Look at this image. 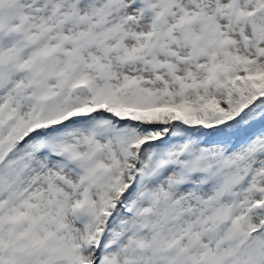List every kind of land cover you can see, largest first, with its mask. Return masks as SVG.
<instances>
[{
	"label": "snow or ice",
	"instance_id": "1",
	"mask_svg": "<svg viewBox=\"0 0 264 264\" xmlns=\"http://www.w3.org/2000/svg\"><path fill=\"white\" fill-rule=\"evenodd\" d=\"M0 264H264V0H0Z\"/></svg>",
	"mask_w": 264,
	"mask_h": 264
}]
</instances>
